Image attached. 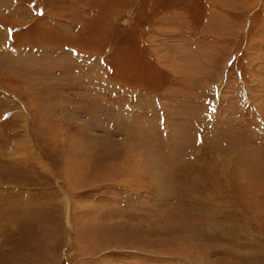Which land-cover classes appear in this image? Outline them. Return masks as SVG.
Returning <instances> with one entry per match:
<instances>
[{
	"label": "rangeland",
	"instance_id": "rangeland-1",
	"mask_svg": "<svg viewBox=\"0 0 264 264\" xmlns=\"http://www.w3.org/2000/svg\"><path fill=\"white\" fill-rule=\"evenodd\" d=\"M0 264H264V0H0Z\"/></svg>",
	"mask_w": 264,
	"mask_h": 264
},
{
	"label": "crops",
	"instance_id": "crops-1",
	"mask_svg": "<svg viewBox=\"0 0 264 264\" xmlns=\"http://www.w3.org/2000/svg\"><path fill=\"white\" fill-rule=\"evenodd\" d=\"M86 26V25H85ZM83 34V31H82V33H81V35ZM122 48V47H121ZM121 54V53H120ZM122 56H124V54H121V58H122Z\"/></svg>",
	"mask_w": 264,
	"mask_h": 264
},
{
	"label": "bare ground",
	"instance_id": "bare-ground-1",
	"mask_svg": "<svg viewBox=\"0 0 264 264\" xmlns=\"http://www.w3.org/2000/svg\"><path fill=\"white\" fill-rule=\"evenodd\" d=\"M214 187H215V186H214ZM212 209H213V208H212ZM261 246H262V245H261ZM261 246H260V247H261ZM262 247H263V246H262Z\"/></svg>",
	"mask_w": 264,
	"mask_h": 264
},
{
	"label": "trees",
	"instance_id": "trees-1",
	"mask_svg": "<svg viewBox=\"0 0 264 264\" xmlns=\"http://www.w3.org/2000/svg\"><path fill=\"white\" fill-rule=\"evenodd\" d=\"M33 2V1H32ZM130 54V53H129Z\"/></svg>",
	"mask_w": 264,
	"mask_h": 264
}]
</instances>
